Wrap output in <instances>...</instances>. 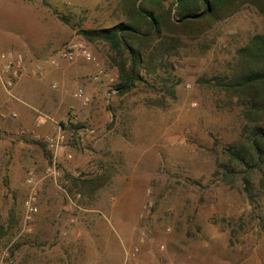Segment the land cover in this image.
<instances>
[{"label":"rangeland","instance_id":"obj_1","mask_svg":"<svg viewBox=\"0 0 264 264\" xmlns=\"http://www.w3.org/2000/svg\"><path fill=\"white\" fill-rule=\"evenodd\" d=\"M41 2L56 34L50 52L0 47L22 54L28 69L82 41L72 25L122 20L118 0ZM263 29L246 6L182 39L160 80L147 77L159 92L119 96L107 48L84 41L93 63L61 62L42 78L29 71L8 92L0 77V264H132L135 248L136 264H264V163L235 168L226 155L264 121H245L240 101L212 82L231 74L236 51ZM73 68L86 72L67 79ZM98 70L105 76L93 81ZM78 88L88 106L73 97ZM57 132L50 162L46 138ZM29 174L38 212L24 225ZM96 178L104 185L93 191L86 181Z\"/></svg>","mask_w":264,"mask_h":264},{"label":"trees","instance_id":"obj_2","mask_svg":"<svg viewBox=\"0 0 264 264\" xmlns=\"http://www.w3.org/2000/svg\"><path fill=\"white\" fill-rule=\"evenodd\" d=\"M246 6L255 8L264 20V0H118L122 20L116 25L92 29L72 25V28L86 44L107 48L108 59L117 70L115 89L119 96L140 86L159 92L157 86L147 82V77L160 80L159 73L168 69L167 62L183 46L182 39H199ZM57 17L69 25L67 16L58 14ZM212 82L215 88L240 101L245 121L254 124L264 121V29L236 51L231 74ZM164 89L169 94L173 87ZM244 141L226 154L230 165L257 167L261 171L263 129L255 127ZM45 154L51 162L52 152ZM261 183L264 185V173ZM86 184L92 186L93 191L104 185L99 178L87 180Z\"/></svg>","mask_w":264,"mask_h":264},{"label":"crops","instance_id":"obj_3","mask_svg":"<svg viewBox=\"0 0 264 264\" xmlns=\"http://www.w3.org/2000/svg\"><path fill=\"white\" fill-rule=\"evenodd\" d=\"M83 1V0H80ZM80 2L78 5H82ZM41 0H0V47L13 48L23 53L44 54L50 52L54 44L55 29L49 23V14L41 13ZM34 66V64H33ZM53 68H47L46 74ZM55 69V68H54ZM73 73H66L69 76H80L85 70L73 68ZM54 71L50 75H54ZM57 78V77H56ZM60 134L57 132L55 135ZM62 136V135H61ZM60 148L53 153V162ZM52 175L57 176L54 170Z\"/></svg>","mask_w":264,"mask_h":264},{"label":"built area","instance_id":"obj_4","mask_svg":"<svg viewBox=\"0 0 264 264\" xmlns=\"http://www.w3.org/2000/svg\"><path fill=\"white\" fill-rule=\"evenodd\" d=\"M76 60H82L86 63H93L94 56L88 49V46L83 41H74L67 46L59 50L54 57H51L45 61H42L40 65L36 64L35 67H27L22 54L16 53L12 50H0V77L3 78L2 86L6 92L12 89L16 82H18L24 74L31 71V74L35 77L42 78L46 74V70L49 67L57 68L61 62H73ZM105 76L102 70H98L92 78L93 81L99 80ZM55 87V86H54ZM73 97L78 100L83 106H88L90 98L86 95L82 88L76 89ZM63 138L60 134L55 137L46 138L49 149L55 154L61 147ZM30 185L31 191L26 200L23 203V219L24 225L28 223L31 218L37 214L38 209L36 207V194L34 192L35 185L32 183V175H28L26 181ZM25 227V226H24ZM23 231L25 229L23 228ZM138 249L135 248L132 251V264H136V256Z\"/></svg>","mask_w":264,"mask_h":264}]
</instances>
